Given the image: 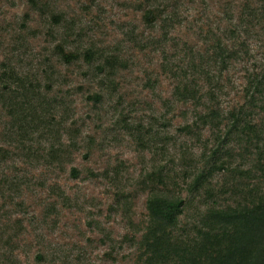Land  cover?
<instances>
[{
    "label": "rangeland",
    "instance_id": "rangeland-1",
    "mask_svg": "<svg viewBox=\"0 0 264 264\" xmlns=\"http://www.w3.org/2000/svg\"><path fill=\"white\" fill-rule=\"evenodd\" d=\"M217 38L236 56L222 71L214 63L215 103L238 112L249 78L264 74V0H0V62L22 78L35 119L14 155L21 264H137L129 237L154 188L148 176L201 167L212 142L208 129H183L194 109L174 99L168 67L208 60ZM241 149L234 164L252 167ZM232 175L216 173L215 186Z\"/></svg>",
    "mask_w": 264,
    "mask_h": 264
},
{
    "label": "trees",
    "instance_id": "trees-1",
    "mask_svg": "<svg viewBox=\"0 0 264 264\" xmlns=\"http://www.w3.org/2000/svg\"><path fill=\"white\" fill-rule=\"evenodd\" d=\"M152 14L145 11L144 17ZM214 43L208 60L193 56L174 69L168 67L177 79L174 99L194 109L183 129L194 135L208 129L212 142L202 151L201 167L148 176L154 188L146 197L144 220L129 237L137 264H264V74L249 78L247 106L225 113L215 103L213 67L219 63L221 71L228 69L236 54L221 38ZM20 80L14 66L0 62V264H21L16 251L25 234L16 214L21 205L16 190L22 184L14 176V155H23L35 119L34 109L25 107ZM236 147L248 152L252 167L234 164ZM50 149L57 157L70 155L62 148ZM221 171L233 173L227 189L214 184ZM71 174L77 176V169L71 168ZM227 193L230 198L221 201ZM123 196L127 204L129 198ZM127 221L134 225L130 217Z\"/></svg>",
    "mask_w": 264,
    "mask_h": 264
}]
</instances>
